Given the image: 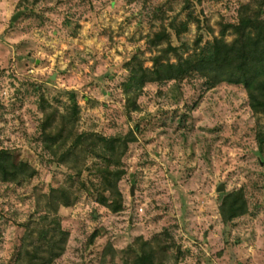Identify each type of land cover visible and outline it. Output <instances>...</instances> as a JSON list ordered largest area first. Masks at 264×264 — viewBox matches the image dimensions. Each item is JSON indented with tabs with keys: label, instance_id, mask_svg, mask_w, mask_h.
Instances as JSON below:
<instances>
[{
	"label": "rangeland",
	"instance_id": "1",
	"mask_svg": "<svg viewBox=\"0 0 264 264\" xmlns=\"http://www.w3.org/2000/svg\"><path fill=\"white\" fill-rule=\"evenodd\" d=\"M249 7L261 0H0V150L36 170L0 180V264H20L27 224L40 231L47 194L60 187L68 240L52 264H134L143 241L157 264H264V113L243 84L148 82L136 110L125 85L137 64L175 62L169 45L187 56L231 42L228 26ZM72 99L78 113L54 155L43 121L72 115ZM82 133L136 138L110 167L124 170L118 212L99 202L110 196L107 163L83 144L76 157L64 151Z\"/></svg>",
	"mask_w": 264,
	"mask_h": 264
},
{
	"label": "trees",
	"instance_id": "2",
	"mask_svg": "<svg viewBox=\"0 0 264 264\" xmlns=\"http://www.w3.org/2000/svg\"><path fill=\"white\" fill-rule=\"evenodd\" d=\"M232 29L234 39L227 42L224 37L215 38L205 46L195 49L184 56L179 54L177 48L169 45L164 52L176 53V61H163L161 55L153 58V65L145 68L137 64L131 68V76L126 82L127 89H132L135 96L130 97L129 107L137 109L136 97L141 93L148 82H163L168 80H182L198 75L207 79L211 86L221 82L243 84L249 104L255 113H264V0L261 7H249L239 16L237 24L228 26ZM221 31L224 36L227 29ZM130 96V94H129ZM72 115L62 117L59 124L54 125L56 112H49L43 121L42 134L47 147L54 155L62 151L67 139L66 133L69 122L78 113V105L72 99ZM66 131V132H65ZM133 133L125 136L105 137L92 133H82L72 141L67 153L77 155L76 150L80 144L88 148L91 153L102 158L107 164L100 169L102 172L101 187L109 191L110 196L102 194L99 202L112 211L122 209L123 197L117 183L124 174V170H113L112 164H119L122 155L128 149V144L135 141ZM260 145L264 146V134L259 135ZM55 149V150H54ZM63 153V152H60ZM59 153V154H60ZM74 163H72V166ZM74 167V166H73ZM36 174L28 162L20 160L15 162L11 152L0 150V180L4 182H19L30 179ZM65 188H51L47 194L46 203L41 211L40 221L45 222L38 230L27 224V233L24 236V245L19 252L20 264H52L65 251L68 232L63 230L59 218L56 216ZM111 197V198H110ZM41 209L38 206V210ZM54 212L55 215L50 216ZM48 222V223H47ZM49 224V225H47ZM141 251L134 264H157L155 260L156 248L149 241H143Z\"/></svg>",
	"mask_w": 264,
	"mask_h": 264
},
{
	"label": "water",
	"instance_id": "3",
	"mask_svg": "<svg viewBox=\"0 0 264 264\" xmlns=\"http://www.w3.org/2000/svg\"><path fill=\"white\" fill-rule=\"evenodd\" d=\"M16 18H17V15H15L14 17H13V20H16ZM222 188H219V190H221Z\"/></svg>",
	"mask_w": 264,
	"mask_h": 264
}]
</instances>
